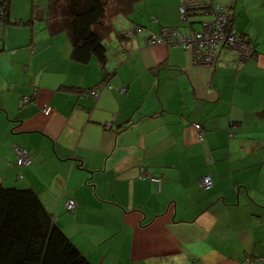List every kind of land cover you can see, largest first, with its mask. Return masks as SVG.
Segmentation results:
<instances>
[{
  "label": "crops",
  "instance_id": "1",
  "mask_svg": "<svg viewBox=\"0 0 264 264\" xmlns=\"http://www.w3.org/2000/svg\"><path fill=\"white\" fill-rule=\"evenodd\" d=\"M7 1L0 185L32 189L90 264H264V0H130L102 32L105 58L87 62L51 0ZM186 2L199 7L183 18ZM220 8L253 45L245 62L221 47L194 65L150 40L201 31Z\"/></svg>",
  "mask_w": 264,
  "mask_h": 264
},
{
  "label": "trees",
  "instance_id": "2",
  "mask_svg": "<svg viewBox=\"0 0 264 264\" xmlns=\"http://www.w3.org/2000/svg\"><path fill=\"white\" fill-rule=\"evenodd\" d=\"M128 3L130 0L125 4L115 0H51L48 12L52 18L64 17L62 25L67 24L64 28L72 44L73 59L87 62L92 55L99 60L105 58L102 32L112 28L116 13L129 12ZM0 20L8 21L7 9L0 7ZM104 76L105 81L109 74ZM22 167L25 166H17ZM0 264L90 263L54 223L32 189L0 185Z\"/></svg>",
  "mask_w": 264,
  "mask_h": 264
},
{
  "label": "built area",
  "instance_id": "3",
  "mask_svg": "<svg viewBox=\"0 0 264 264\" xmlns=\"http://www.w3.org/2000/svg\"><path fill=\"white\" fill-rule=\"evenodd\" d=\"M198 4L193 2H186L179 6L181 16L186 18L188 13H194L198 8ZM207 9L206 7H202ZM213 8V7H212ZM214 9V8H213ZM214 20L212 22H203V29L195 31L192 35H182L176 28L165 27L162 28L160 35H151L150 40L159 44L180 47L185 50L191 51L192 63L194 65L212 66L214 65L221 47H229L236 51L241 61H247L252 56L253 45L246 41L239 35L232 25L231 15L224 12L222 8L213 11ZM136 31H141L142 27L137 26ZM131 34V32H130ZM109 72V71H108ZM99 88H95L88 93L94 99L99 95ZM124 91V90H122ZM24 101H27L24 98ZM49 108L45 109L47 113ZM200 130V126L196 125ZM200 132H202L200 130ZM16 161L15 166H27L30 164V157L25 150L15 147ZM160 181L159 179H154ZM213 185V181L209 176H205L201 180L203 189H209ZM75 201L72 199L67 200L65 209L73 211L75 209ZM243 264H249V260Z\"/></svg>",
  "mask_w": 264,
  "mask_h": 264
},
{
  "label": "rangeland",
  "instance_id": "4",
  "mask_svg": "<svg viewBox=\"0 0 264 264\" xmlns=\"http://www.w3.org/2000/svg\"><path fill=\"white\" fill-rule=\"evenodd\" d=\"M120 13H117V15H116V17L119 15ZM116 19V18H115ZM114 25L116 26V21H114ZM197 25V24H196ZM197 28H199V25H197L196 26ZM123 35L125 34L124 32L122 33ZM109 47V46H108ZM108 65V64H107ZM105 68H107L106 66H105ZM101 84V83H100Z\"/></svg>",
  "mask_w": 264,
  "mask_h": 264
},
{
  "label": "bare ground",
  "instance_id": "5",
  "mask_svg": "<svg viewBox=\"0 0 264 264\" xmlns=\"http://www.w3.org/2000/svg\"><path fill=\"white\" fill-rule=\"evenodd\" d=\"M149 41V40H148ZM56 206V205H55ZM45 207V206H44ZM50 210V209H49ZM72 215V214H71ZM52 217V216H51ZM73 217V216H72ZM83 232V231H82Z\"/></svg>",
  "mask_w": 264,
  "mask_h": 264
}]
</instances>
